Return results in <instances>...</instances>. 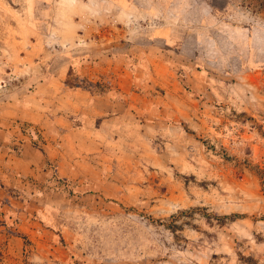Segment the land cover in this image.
<instances>
[{"label":"rangeland","instance_id":"rangeland-1","mask_svg":"<svg viewBox=\"0 0 264 264\" xmlns=\"http://www.w3.org/2000/svg\"><path fill=\"white\" fill-rule=\"evenodd\" d=\"M0 264H264V0H0Z\"/></svg>","mask_w":264,"mask_h":264}]
</instances>
